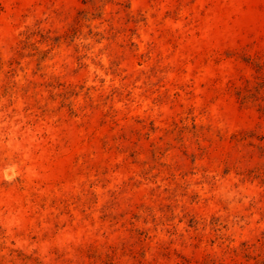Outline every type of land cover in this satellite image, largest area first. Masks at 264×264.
Listing matches in <instances>:
<instances>
[{"label":"rangeland","instance_id":"obj_1","mask_svg":"<svg viewBox=\"0 0 264 264\" xmlns=\"http://www.w3.org/2000/svg\"><path fill=\"white\" fill-rule=\"evenodd\" d=\"M0 264H264V0H0Z\"/></svg>","mask_w":264,"mask_h":264}]
</instances>
